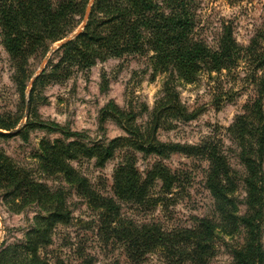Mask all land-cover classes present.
Masks as SVG:
<instances>
[{"label":"trees","instance_id":"1","mask_svg":"<svg viewBox=\"0 0 264 264\" xmlns=\"http://www.w3.org/2000/svg\"><path fill=\"white\" fill-rule=\"evenodd\" d=\"M90 7L87 16L88 8ZM196 0H0L2 44L14 69V82L26 103L25 92L32 74L27 66L33 56L44 58L52 46L83 29L73 39L55 50L57 60L30 84L28 104L39 99L49 83H63L78 72L88 73L97 62L114 58L147 56L155 74H167L161 96L152 111L137 110L109 102L100 111L103 125L113 121L125 136L89 146L86 137L53 123L29 120L15 133L21 116H0V139L23 135L27 129L58 131L73 141H42L39 169L60 174L85 199L94 214L95 239L108 249L123 250L131 264H144L152 254H159L168 264H209L216 255V244L234 232H241V246L231 248V264H264V47L252 39L240 46L233 29L224 24L217 46H210L196 33ZM259 51H262L260 53ZM243 62L251 69L250 77L257 95L245 105L227 129L234 153L243 166V175L232 169L224 143L212 139L198 145L165 143L158 130L173 121L189 122L196 118L180 102L175 90L179 81L191 83L201 74L233 72ZM47 69H49L47 71ZM262 72V75H259ZM106 84V74L102 75ZM148 115L146 122L138 118ZM155 158L142 174L136 167L137 154ZM174 154L208 163L205 187L214 200L215 218H195L190 228L169 227L160 221H138L123 213V206L138 212L165 205L182 186V173L173 172L165 160ZM120 158L114 171L112 195L103 194L90 180L72 166V161L94 160L103 168ZM245 189L246 211L236 214L234 193L238 184ZM0 190L4 200L16 210L36 205L24 239L0 252V264H122L119 259L99 261L87 252L80 240L73 248L74 262L50 250L59 226L71 225L72 212L65 189L52 191L37 182L24 168L14 164L0 149ZM72 261V260H71Z\"/></svg>","mask_w":264,"mask_h":264},{"label":"rangeland","instance_id":"2","mask_svg":"<svg viewBox=\"0 0 264 264\" xmlns=\"http://www.w3.org/2000/svg\"><path fill=\"white\" fill-rule=\"evenodd\" d=\"M196 10L198 16L196 33L210 46H217L223 25L226 24L233 29L234 38L240 46L247 47L252 39H256L264 47V0H196ZM82 27L83 25L80 28ZM61 42L52 46V50L44 58L37 55L30 59L27 68L32 74V79L27 83L24 103V98L14 82V69L3 47L0 32V116L11 115L14 118L21 116L18 130H21L29 120H40L84 135L86 137L84 142L91 146L94 143H107L125 136L122 129L113 121L100 124V111L109 102H115L121 108L133 104L140 111L146 106L152 111L161 96L168 75L155 74L149 66L148 57L138 55L99 61L88 73L78 72L63 83L45 85L39 92V99L33 104L30 114L25 108L31 90L30 84L40 75L37 73L41 69L43 72L48 66L49 60H57L55 50L61 46ZM250 72L251 69L240 62L230 74L227 71L221 74H201L197 81L177 82L175 90L180 102L189 112L195 113L196 118L189 122L173 121L162 126L158 130V139L165 143L181 145H198L212 139L222 140L232 169H236L242 176L243 166L235 156L227 129L233 124L235 117L244 112L245 105L257 95ZM103 74H106L107 87L106 84H102ZM259 75H262V72H259ZM147 119L148 115L144 114L138 118V122L142 124ZM14 131L9 133H15ZM55 140L70 142L74 138L67 139L61 132L36 128L25 130L23 135L0 139V149L16 166L29 172L34 180L47 185L52 191L66 190L67 204L72 212L73 221L71 225L59 226L56 229L50 250L56 252L61 250L63 258L74 262L73 248L82 237L87 252L97 256L100 262L116 258L122 264H131L123 250L113 247L105 249L95 239L92 227L93 212L87 201L78 196L76 190L67 184L63 176L57 173H43L39 169L41 142ZM136 157V167L142 174H145L155 162V158H147L140 153ZM119 162L120 158L116 157L103 168L97 167L94 160L71 163L99 191L112 195L114 171ZM164 162L173 172L182 173V186L175 190L177 194L156 209L138 212L129 206H123V213L138 221H160L169 227L180 228L192 227L195 218H215L214 200L205 187L208 163L184 154H174ZM235 190L234 205L237 208L235 211L236 214L242 215L247 208L243 184L239 183ZM3 194L4 191L0 190V252L6 246L24 239V234L30 229L33 218L39 212L36 205H28L14 211L16 207L4 200ZM220 236L223 239L216 244V255L209 264H231V248L241 246L243 243V234L239 231L229 236L225 234ZM144 264L168 262L157 253L150 255Z\"/></svg>","mask_w":264,"mask_h":264},{"label":"water","instance_id":"3","mask_svg":"<svg viewBox=\"0 0 264 264\" xmlns=\"http://www.w3.org/2000/svg\"><path fill=\"white\" fill-rule=\"evenodd\" d=\"M94 1H95V0H91V3H93ZM89 11H90V7L88 8L87 16H88V14H89ZM82 29H83V27H82L80 30L76 31V32L71 36V38H69V39H72V38H74L75 36H77V35L80 33V31H81ZM69 39H66V40L62 41V42L60 43V45L66 43ZM41 71H42V69L37 73V75H39ZM17 131H18V129L15 130L14 132H17Z\"/></svg>","mask_w":264,"mask_h":264}]
</instances>
